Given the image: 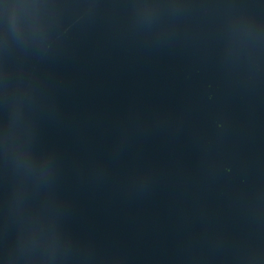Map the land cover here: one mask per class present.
Masks as SVG:
<instances>
[{"label": "water", "instance_id": "95a60500", "mask_svg": "<svg viewBox=\"0 0 264 264\" xmlns=\"http://www.w3.org/2000/svg\"><path fill=\"white\" fill-rule=\"evenodd\" d=\"M0 264H264V0H0Z\"/></svg>", "mask_w": 264, "mask_h": 264}]
</instances>
